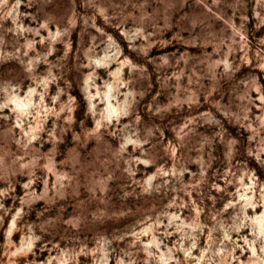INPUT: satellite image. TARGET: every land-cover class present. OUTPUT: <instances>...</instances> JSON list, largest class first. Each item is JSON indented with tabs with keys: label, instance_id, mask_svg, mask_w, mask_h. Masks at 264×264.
<instances>
[{
	"label": "rangeland",
	"instance_id": "374dc122",
	"mask_svg": "<svg viewBox=\"0 0 264 264\" xmlns=\"http://www.w3.org/2000/svg\"><path fill=\"white\" fill-rule=\"evenodd\" d=\"M254 11L264 16V6L256 8L255 0L0 3V84H18L21 99L33 89L45 93V109L59 96L57 108L65 109L58 117L37 113L43 130L32 132L33 138L27 135L28 125L16 126L10 109L0 113L8 117L0 118V155L5 157L0 167V264H61L60 256L66 264H97L104 252L108 264L117 259L125 264H207L211 216L234 202L237 191L234 184H225V176L242 168L255 177L246 184L264 183V165L243 150L234 153L230 143L235 139L238 148L250 143L258 147L243 120L246 106L250 119L261 115L252 89L264 91V70L255 59L264 51V21ZM242 15L247 21H241ZM242 23L244 35H236L234 28ZM244 39L251 63L220 79L217 73L223 69L216 61L235 49L230 58L240 64L245 53L238 42ZM94 77L101 78L97 85L121 77L144 84L132 90L141 136L150 134L145 148L151 163L133 162L144 159L139 149H120L117 133L134 117L97 131L88 111ZM248 93L256 106L246 100L241 104ZM173 168L187 169L182 183L161 175ZM202 168L207 169L203 177ZM151 176H156L153 188L161 187L145 193L142 185ZM201 179L200 188L190 191ZM164 213L179 214L185 222L200 214L205 227L197 232L191 256L176 250L168 259V250L177 248L181 236L175 225L166 237L160 235L166 231L163 226L158 232L147 230ZM231 214L234 210L228 208L222 218ZM247 216L257 232L264 231V207L247 208ZM153 236L162 257L158 262L147 256L155 251L149 247ZM30 237L40 239L33 244ZM251 239V228L232 233L235 243L227 244L231 255L213 246L212 251L222 253L213 264H257L261 254L258 249L253 254L246 243ZM188 246L185 242L184 248Z\"/></svg>",
	"mask_w": 264,
	"mask_h": 264
},
{
	"label": "clouds",
	"instance_id": "9594fccd",
	"mask_svg": "<svg viewBox=\"0 0 264 264\" xmlns=\"http://www.w3.org/2000/svg\"><path fill=\"white\" fill-rule=\"evenodd\" d=\"M221 0H213L214 4H219ZM238 3H242L243 0H237ZM0 3H6V0H0ZM17 4H19V0H17ZM264 6V0H255V7L260 8ZM254 15L264 21V16H261L259 11H254ZM248 17L246 15L241 16V21H247ZM244 25L241 24L240 28H234V32L236 35H244ZM59 35V33H57ZM241 45L239 50L244 51L245 55L242 58L240 64H237L235 60L230 57L233 55V52H230L224 55L221 59L216 61V67L222 68L223 71L217 73V76L220 79L226 80L229 75L234 74L239 70L242 64H250L251 59L247 53L249 51L248 41L246 39L238 42ZM255 59L257 60V66L264 70V51H258L256 53ZM165 64L167 61L165 60ZM103 65L97 64L96 67H102ZM96 79H101L100 77H94L90 83V92L88 103L90 105L88 111L91 113L93 118L96 121L97 131L100 128H109L113 126V124H119V121L123 117L133 118V122L128 124L127 126H121L120 132L117 133L118 138L120 140V149L121 151L125 150L128 146H132L134 149H139L144 159H136L133 162L135 163H151L152 161L148 158L149 150L145 148V145L150 143V134L149 136L142 137L141 131L138 128L141 117L135 113L134 109V96L137 95L132 89L134 87L144 88V84L142 82H137L133 78L129 77L128 79H121L117 81H109L104 80L100 85L96 84ZM47 83V82H46ZM238 87V85H237ZM253 91L257 92V99L260 101L259 108L261 115L256 116L255 119H250V108L245 107L243 111V120L246 121L245 127H247L251 132V140L255 142L258 147H253L250 143L247 146L241 145L239 148L237 145L239 141L233 139L230 141L232 149L234 153H238L243 150L248 156H253L256 161L264 165V91L260 88H254ZM37 97L34 101L33 97ZM45 93L36 92L34 89L29 91L28 95L21 99L20 97V87L19 85H13L12 83H8L7 85L0 84V113L3 112L4 109H10L11 112L15 115L17 120L16 126L28 125L31 129L27 135L30 138H33L31 133L35 131H42L43 120L37 118V113L47 112L49 115H53L58 117L61 112L65 109L63 107L57 108V104L59 103V96L52 98V106L45 109L44 105ZM247 101L248 105L256 106L255 101L252 100L250 93L245 94L241 99V104L244 101ZM5 120L8 119L7 116L0 117ZM71 119V117H69ZM30 121H36L37 124L40 125L39 128L33 127ZM24 147V143L21 141H17ZM7 155V153H5ZM19 160H14L13 163H18ZM5 157L4 155H0V167L4 166ZM179 163V160L176 161ZM25 165L21 164V167ZM187 169H180L179 171L173 168L168 173H161V175H169L177 182L182 183L183 172ZM207 169L202 168L201 176L203 177L206 173ZM239 172V175L237 174ZM251 178L255 181V177L251 175L249 171L242 168H237L235 170H231L225 176V184L232 183L236 186L237 191L232 194L233 201L229 202L223 210L216 211L212 214L211 219L213 221V226L209 230V240H208V252L210 255L208 256L207 264H213V258L217 255H221L222 253L217 251H212L213 246L218 249H224V253L227 255H231L230 252L227 251L228 242L235 243L232 241V233H238L241 229L251 228L252 229V239L250 241H246L255 255L256 250H259L260 256L256 257L257 264H264V231L257 232L254 227V221L250 220L247 216V208L260 206L264 207V183H245L246 179ZM156 179V176L149 177L148 181L142 185L143 191L145 193H150L153 191H158L160 189V185H157L155 188L152 186V182ZM165 183H168L166 181ZM204 183V180L201 179L199 183L193 184L192 190H198L200 185ZM217 191H220L218 184L212 185ZM226 190V189H224ZM127 195V193H126ZM2 207V205H0ZM179 207H184L183 204L179 205ZM228 208H232L234 210V214L230 215V218H222L223 213L227 211ZM202 212V209L200 210ZM164 220H167L168 223H163ZM179 221V224L177 222ZM90 223V221H86L85 225ZM176 226V230L180 232V240L177 242L176 249L168 250V259H173V253L176 250H182L185 252L186 256H191L192 250L197 248L199 236L197 232H203L205 225L200 222V214L198 213L196 216L188 218V222H185L184 219L181 218L179 214H173L169 216L167 213H164L158 217H156L155 221L150 224L147 229L149 232L156 230L158 232L159 227L163 226L165 228V232L160 234L163 236H168L170 233L167 232V229L172 226ZM219 234L218 236L215 234ZM10 232L8 235L10 236ZM32 243L34 244L36 240H39V237H30ZM158 239L157 236H153V245L149 247H155V251H147V256L150 260L160 261L162 259L159 252V245L155 243ZM188 242V248H184V243ZM15 255V253H13ZM108 254L104 252L103 257L97 261V264H108ZM61 264H66L63 259V256L59 257ZM205 256L202 255L200 260H204ZM116 264H125L123 259H117ZM134 264V262H133ZM144 264H149V260L144 261ZM176 264H180L177 260Z\"/></svg>",
	"mask_w": 264,
	"mask_h": 264
},
{
	"label": "bare ground",
	"instance_id": "6f19581e",
	"mask_svg": "<svg viewBox=\"0 0 264 264\" xmlns=\"http://www.w3.org/2000/svg\"><path fill=\"white\" fill-rule=\"evenodd\" d=\"M261 219H262V218H261ZM261 219H260V220H261ZM263 221H264V219H263ZM259 222H260V221H259ZM259 224H260V223H259ZM261 225H262V223H261ZM259 227H260V226H259ZM261 228H262V226H261ZM261 228H259V229H261Z\"/></svg>",
	"mask_w": 264,
	"mask_h": 264
}]
</instances>
